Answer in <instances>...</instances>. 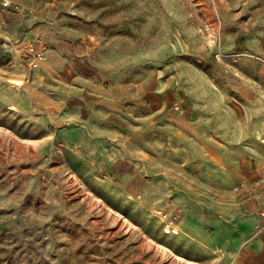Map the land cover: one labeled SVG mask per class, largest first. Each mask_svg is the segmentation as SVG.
Returning a JSON list of instances; mask_svg holds the SVG:
<instances>
[{
    "label": "rangeland",
    "instance_id": "rangeland-1",
    "mask_svg": "<svg viewBox=\"0 0 264 264\" xmlns=\"http://www.w3.org/2000/svg\"><path fill=\"white\" fill-rule=\"evenodd\" d=\"M0 20V43L49 44L34 69L0 46V264H191L168 245L178 197L250 174L210 147L233 141L198 96L264 121V0H25Z\"/></svg>",
    "mask_w": 264,
    "mask_h": 264
},
{
    "label": "crops",
    "instance_id": "crops-1",
    "mask_svg": "<svg viewBox=\"0 0 264 264\" xmlns=\"http://www.w3.org/2000/svg\"><path fill=\"white\" fill-rule=\"evenodd\" d=\"M22 1L25 4V0ZM40 45L36 44L38 47ZM3 55L7 65H10L11 54L5 52ZM50 59V63L40 66L36 72L32 70V74L38 76V74L49 73L60 63L58 57L52 53ZM16 61L22 63L23 59L16 56L15 59L13 58V64ZM1 78L0 73V87L3 85ZM207 106L204 105V109H208L206 112L210 113H208L211 121L208 122L210 131L224 135L225 141L231 140L240 144L230 143L228 145L230 147L224 154L222 153L223 155L222 150L220 151L216 146L210 147L226 158L225 161L234 164L236 169L251 174L243 175L235 185L236 187L242 180L250 179L249 176H252L253 172L258 174L260 165L264 166V145L258 139L259 133L263 130L264 121H257L250 126V123L246 122L248 118L246 121L245 118H235L234 110L225 102L214 104L208 100ZM186 123L187 121L182 119V123L176 124L184 126ZM202 123H198L197 126L193 122L190 123L192 127L190 131L199 128ZM244 140H248L249 143L242 145L240 142ZM182 152L181 149L174 152V158L180 159ZM262 172L264 174V169ZM224 178H229V182H226ZM254 178H264V176L254 175L252 179ZM231 182L232 175H224L222 179L207 186H201V189L194 193L186 190L178 197L179 202L185 205L184 214L186 209H192L194 213L190 220L183 224V234L176 237L182 245L168 241L170 248L194 260L197 264H264V229L256 228L257 223L264 222V218L259 213L264 207V196L246 190L233 191ZM169 264H175V262H169Z\"/></svg>",
    "mask_w": 264,
    "mask_h": 264
},
{
    "label": "built area",
    "instance_id": "built-area-1",
    "mask_svg": "<svg viewBox=\"0 0 264 264\" xmlns=\"http://www.w3.org/2000/svg\"><path fill=\"white\" fill-rule=\"evenodd\" d=\"M0 8H15L16 10L23 12L25 9V4L22 0H0ZM8 25L7 21L0 20V29L5 28ZM2 42L0 46L7 50V53L13 54L18 51L20 53L23 62L32 69L36 68L40 61L44 60L46 57V52L48 50L49 44H43L38 47L32 41L20 40L17 42L12 41L6 36H2ZM9 62L13 64V56L10 55ZM180 106H177L179 108ZM243 188H253L255 192L260 193L264 196V178H254L252 180L245 179L242 180L236 187V190H241ZM260 216L264 218V207L259 211ZM167 216V215H166ZM173 221V220H171ZM258 230L264 229V222H259L256 224Z\"/></svg>",
    "mask_w": 264,
    "mask_h": 264
},
{
    "label": "bare ground",
    "instance_id": "bare-ground-1",
    "mask_svg": "<svg viewBox=\"0 0 264 264\" xmlns=\"http://www.w3.org/2000/svg\"><path fill=\"white\" fill-rule=\"evenodd\" d=\"M41 63V61L39 62V64ZM39 64H38V66H39ZM37 66V67H38ZM198 100H202V101H204L203 103H204V105L205 106H207V103H208V99H207V97H204V96H198ZM208 107V106H207ZM11 108L12 109H16V106L14 105H12L11 106ZM212 120V119H211ZM223 125V124H222ZM229 131V130H228ZM247 162V161H246ZM242 163V162H241ZM248 165V164H247ZM246 168V167H245ZM224 177V176H223ZM229 178H224V180L226 181V182H229V180H228ZM164 199V198H163ZM161 202H163V201H161ZM159 213L160 214H163V211H161V210H159ZM194 213V211H192V209H186V214H184V217H183V219L181 220V222L180 223H178V227L176 226L175 228H172L173 229V232L175 233V234H181L182 232H183V230H184V228H183V224L185 223V222H187V221H189L190 220V218H191V215ZM169 227L171 226L170 224L168 225ZM173 226V225H172ZM188 262L189 263H191V264H197V262H195L194 260H192V259H188Z\"/></svg>",
    "mask_w": 264,
    "mask_h": 264
}]
</instances>
